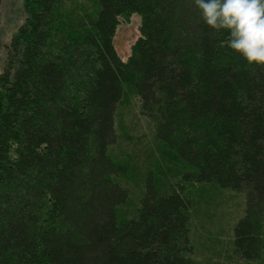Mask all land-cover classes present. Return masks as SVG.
I'll list each match as a JSON object with an SVG mask.
<instances>
[{"label": "trees", "instance_id": "16d2710c", "mask_svg": "<svg viewBox=\"0 0 264 264\" xmlns=\"http://www.w3.org/2000/svg\"><path fill=\"white\" fill-rule=\"evenodd\" d=\"M23 16L0 71V264H264V67L193 0H23ZM230 210L222 248L209 232Z\"/></svg>", "mask_w": 264, "mask_h": 264}, {"label": "clouds", "instance_id": "9594fccd", "mask_svg": "<svg viewBox=\"0 0 264 264\" xmlns=\"http://www.w3.org/2000/svg\"><path fill=\"white\" fill-rule=\"evenodd\" d=\"M202 24L221 47L264 67V0H193Z\"/></svg>", "mask_w": 264, "mask_h": 264}, {"label": "rangeland", "instance_id": "374dc122", "mask_svg": "<svg viewBox=\"0 0 264 264\" xmlns=\"http://www.w3.org/2000/svg\"><path fill=\"white\" fill-rule=\"evenodd\" d=\"M78 2H82V0H78ZM23 0H2L0 4V71L3 67V62L5 59L6 53V45L9 44V40L11 36L16 32L17 28L23 22ZM139 25H140V16L137 14H133L129 16L127 19L118 18V24L115 29L114 36L112 38V44L115 52L118 57L125 61L130 52V46L139 36ZM127 116V114H126ZM125 119H122V126H120V138L123 139L125 132ZM131 135V134H130ZM134 137V136H133ZM123 146H125L123 144ZM227 214L226 220H223L218 227H213L210 229V235L212 236V240L218 242V244H222V248H229L230 245V230L229 227L231 224L237 219L239 216L237 213L232 210L222 212ZM233 214V215H232ZM230 217V218H229ZM224 218V219H225ZM232 218V219H231ZM204 228H207L204 227ZM209 230V229H207ZM198 235H199V231ZM202 239L198 244H208L212 246L210 242L204 239L205 233L201 231ZM211 240V239H210ZM217 244V243H215ZM220 247L217 246V249Z\"/></svg>", "mask_w": 264, "mask_h": 264}]
</instances>
